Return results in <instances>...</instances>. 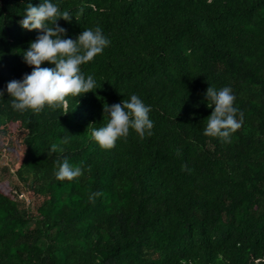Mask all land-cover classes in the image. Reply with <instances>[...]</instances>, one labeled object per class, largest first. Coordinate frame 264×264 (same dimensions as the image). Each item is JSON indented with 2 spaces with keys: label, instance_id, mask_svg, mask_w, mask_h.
<instances>
[{
  "label": "trees",
  "instance_id": "16d2710c",
  "mask_svg": "<svg viewBox=\"0 0 264 264\" xmlns=\"http://www.w3.org/2000/svg\"><path fill=\"white\" fill-rule=\"evenodd\" d=\"M42 2L0 0V152L19 184L0 176V264H264V0H51L73 15L62 38L99 26L110 41L80 66L99 88L66 97L67 114L20 113L7 83L31 73L23 51L42 33L19 21ZM209 85L243 113L231 142L204 135ZM133 94L152 135L101 148L104 104ZM65 158L80 178L56 179Z\"/></svg>",
  "mask_w": 264,
  "mask_h": 264
},
{
  "label": "clouds",
  "instance_id": "9594fccd",
  "mask_svg": "<svg viewBox=\"0 0 264 264\" xmlns=\"http://www.w3.org/2000/svg\"><path fill=\"white\" fill-rule=\"evenodd\" d=\"M208 2L211 3L212 0ZM89 7L95 8L94 5ZM83 11L81 7L75 15L77 21ZM72 17L70 11H61L51 0H43L38 6L28 4L25 16L19 23L24 29L39 30L42 34L30 42V47L23 51L24 62L32 66L31 73L25 74L22 80L13 79L7 83L6 91L12 98L10 104L13 110L20 113L31 110L34 114H39L47 105L53 110L63 109L62 114H67L70 111L67 110L66 97H77L99 88L93 76L88 75L85 78L80 66L101 54L110 41L103 35L99 26L94 30H83L76 39L62 38L67 30L61 27L58 21L62 18L71 22ZM45 61L54 64L55 67H41ZM3 96L4 90H0V97ZM205 96L207 107L213 110L207 117L204 135L231 142V135L240 129L243 123V113L234 106L235 96L232 89L226 86L217 90L209 85ZM103 112L109 117L106 126L93 128L91 131V137L103 149L115 147L116 141L120 138L126 139L130 129H133L141 139L146 135H152L154 124L149 118L151 106L145 105L135 94L130 100L124 99L112 105L105 103ZM68 142L67 137L62 141L64 144ZM57 151L63 149L54 144L48 155ZM177 155H180L179 150ZM181 170L191 171L186 163L181 165ZM83 174L81 167H73L65 158L59 163L55 176L60 181L65 179L72 181ZM101 195V192H94L90 194L89 199L94 203L95 198ZM255 264H261V260H256Z\"/></svg>",
  "mask_w": 264,
  "mask_h": 264
},
{
  "label": "rangeland",
  "instance_id": "374dc122",
  "mask_svg": "<svg viewBox=\"0 0 264 264\" xmlns=\"http://www.w3.org/2000/svg\"><path fill=\"white\" fill-rule=\"evenodd\" d=\"M15 159H16V157L14 156L12 151L11 152L10 151H1L0 152V176L4 179V180H2V183H4V184L8 183L9 185H12L13 187L19 186L14 175L12 174ZM9 185H8V187H9ZM0 188L3 189L2 186ZM18 196L21 197L24 195L22 194V192H20Z\"/></svg>",
  "mask_w": 264,
  "mask_h": 264
}]
</instances>
